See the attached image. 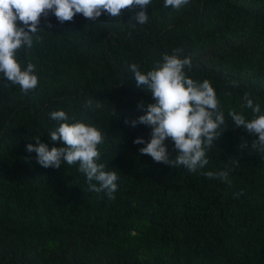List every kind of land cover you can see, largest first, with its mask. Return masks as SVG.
I'll return each mask as SVG.
<instances>
[{"label":"trees","instance_id":"16d2710c","mask_svg":"<svg viewBox=\"0 0 264 264\" xmlns=\"http://www.w3.org/2000/svg\"><path fill=\"white\" fill-rule=\"evenodd\" d=\"M163 5L151 0L135 27L127 9L95 23L42 16L33 46L17 52L38 87L24 94L0 74V264H264V153L229 115L254 118L245 93L264 112V0ZM173 49L191 58L190 78L211 83L226 122L194 173L141 154L133 141L151 129L125 124L153 103L129 66L146 73ZM58 110L105 133L97 163L119 176L114 200L88 190L78 163L44 168L26 151L35 137L59 146L49 136ZM226 168L230 184L204 175Z\"/></svg>","mask_w":264,"mask_h":264},{"label":"clouds","instance_id":"9594fccd","mask_svg":"<svg viewBox=\"0 0 264 264\" xmlns=\"http://www.w3.org/2000/svg\"><path fill=\"white\" fill-rule=\"evenodd\" d=\"M189 2L164 0L163 6L179 11ZM150 4L151 0H0V74L13 85H18L24 94L38 87L34 65L28 64L22 70L17 52L33 46V36L42 29L38 27L42 16L46 18L52 14L63 24L73 21L76 14H82L95 23L102 13L113 19L121 17L122 10L127 9L136 13V23L129 22L135 27L147 22L146 7ZM129 68L137 86H143L153 99L145 114L131 121L125 119V124L130 123L132 127L143 124L151 129L150 140L134 139V144L145 145L139 152L150 156L154 162L171 167L183 166L193 173L204 168L209 163L206 152L215 144L222 132L220 129L226 124L211 83L207 79L198 82L187 75L185 69L191 70L192 61L189 56L182 55V49L165 53L162 63L146 73L136 64ZM244 100L246 107L252 109L254 118L246 119L235 111H230L229 115L235 127H243L258 137L252 141V149L264 153V112L258 104H253L248 93L244 94ZM138 107L143 108V104ZM50 116L57 122L49 132L50 140L59 146L49 148L47 143L35 137L36 144L28 143L26 151L35 152L37 163L44 168L59 169L65 163L70 166L78 163V170L87 178L88 190L105 192L114 200L119 176L115 171H106L104 164L97 163L100 159L98 145L103 144L105 133L81 121L68 123L69 117L63 110L53 111ZM166 141L173 142L171 152ZM245 146L241 145L242 148ZM172 152L176 153L174 158ZM229 171L227 168L218 172L207 171L204 175L230 184Z\"/></svg>","mask_w":264,"mask_h":264}]
</instances>
